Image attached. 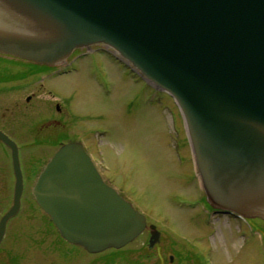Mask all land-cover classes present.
<instances>
[{
  "label": "water",
  "instance_id": "water-1",
  "mask_svg": "<svg viewBox=\"0 0 264 264\" xmlns=\"http://www.w3.org/2000/svg\"><path fill=\"white\" fill-rule=\"evenodd\" d=\"M0 54L54 65L103 43L183 114L207 201L264 218V0H0ZM61 62V61H60ZM13 206L23 174L17 145ZM68 242L98 253L146 228L144 214L109 186L80 142L63 144L32 189ZM149 246L160 232L150 225Z\"/></svg>",
  "mask_w": 264,
  "mask_h": 264
},
{
  "label": "rangeland",
  "instance_id": "rangeland-1",
  "mask_svg": "<svg viewBox=\"0 0 264 264\" xmlns=\"http://www.w3.org/2000/svg\"><path fill=\"white\" fill-rule=\"evenodd\" d=\"M109 50L105 44L82 49L87 59L78 70L60 66L53 74V65H37L32 72L17 63L15 69L12 57L0 54V109L7 119L0 124L20 144L24 178L21 234L6 239L5 262L19 255L20 264H160V256L172 254L174 264H264V219L212 212L176 101ZM89 59L97 62L92 72ZM57 107L65 113L64 126L48 128L46 120ZM66 130L85 139L104 179L147 217L144 233L119 250L94 254L65 241L32 196L34 174L60 140L66 142ZM0 179L7 187L8 175L0 173ZM9 179L7 197L14 189L13 176ZM151 224L160 237L149 257L144 247Z\"/></svg>",
  "mask_w": 264,
  "mask_h": 264
},
{
  "label": "flooded vegetation",
  "instance_id": "flooded-vegetation-1",
  "mask_svg": "<svg viewBox=\"0 0 264 264\" xmlns=\"http://www.w3.org/2000/svg\"><path fill=\"white\" fill-rule=\"evenodd\" d=\"M75 52H73L71 54L70 58L68 60H66L65 63H63V64H61L59 66H54L56 68H54L53 66H46V65H39V66L40 67H44L45 69H48V68L50 69L51 67H53L54 68L53 71L49 70L51 72V74L57 73V70H58V68L60 69V66H62V68H64V70H61V71H65V72L70 71V70H73V71L75 70L76 71V70H78L80 68V66H81V64L83 62L82 60L83 59H87V58L86 57H82V55H80V53H79L80 50L76 52V55H74ZM11 59H12L13 63H11L12 65H10V66L14 67L15 69L17 67V63H23L29 68L32 67V69H33L32 72L35 71L34 70L35 68H39L36 64L28 62V61H25V60H22V59H18V58H14V57H12ZM96 64H97L96 61H93V60L89 59L88 67L90 69V72L93 71V68L95 67ZM73 71H71V72H73ZM68 73H70V72H68ZM31 74L34 75V73H31ZM2 113H3V110L0 109V120L2 118L4 119V117H1ZM54 114H55V116H52V113H51L50 118H47L48 119V120H46L47 122L45 121L46 124L48 125V128H52V127L56 128V127L64 126V124H63V122L65 121V113H64V111L60 110V108L57 107V113H54ZM14 117H17V115H15ZM4 120H7L6 117H5ZM15 121H17V119H15ZM95 131L96 130H94V135H96V133L98 134V132L97 131L95 132ZM0 132H2L3 134L7 135L14 143H16L17 147H18V150L20 152V144L17 141V139L15 137H13V135L11 133H9L10 130L8 128H4L3 125L0 124ZM67 132L68 131L66 130L65 134H62V135H64L62 138H65L66 142H72V141L83 142L87 152L93 158V154H92L91 150L88 149L89 147H87V145L85 144V141H84L85 139H83L82 137H78V135H75V134H72V133L71 134H66ZM49 137H43V138L48 139ZM57 137L59 138L60 136H57ZM50 138L52 139V137H50ZM94 138H95V136H94ZM60 142L63 144V142L61 140H60ZM7 149L9 150V153H6ZM11 150L12 149L6 144V142L3 139L0 138V173L1 174H5L6 173L8 175V183H9L7 185V187H6V183L2 179H0V223H1V220H2L3 216L11 209V207L13 205L14 189L12 190V193L10 191V193H9L10 195L8 197L5 195V192H4L5 189L10 190V179H9L10 175H12L13 178H14V187H15V174H14V168H13V162H12V151ZM48 159H49V157H48ZM9 164H11V167H9ZM9 169H11V170H9ZM41 169L42 168H40L38 170V173L34 174V178L31 180L33 182V184H34L39 172L41 171ZM119 193L122 195L121 192H119ZM5 197L8 198V200ZM20 209H21V206H20ZM20 209L12 217H10L7 220V222H6L4 233H3V236H2V238L0 240V264H7V262H5V261H7L6 258L8 256V253H10L9 249H8L9 248V243L6 242V239L9 238L11 235L13 237H17L18 235L21 234ZM211 209L214 212V209L212 207H211ZM217 211L218 210H216V212ZM218 212H223V211H218ZM217 215H223V214L222 213H218ZM228 216H232V218H234V219L243 218V217H240V216H233V215H228ZM254 218L261 220L263 217L259 216V217H254ZM246 219L253 220L252 217L245 218V220ZM147 224H148V222H147ZM256 230H258L257 227H256ZM261 235H262L261 243H262V245H264V234L262 233ZM15 245L16 244L14 243V246ZM14 246H12V247H14ZM18 256H15L14 259L8 258V264H17V263L20 264V256L19 257ZM173 257L174 256L172 254L169 257H164V258L160 256L159 257L160 258V264H174Z\"/></svg>",
  "mask_w": 264,
  "mask_h": 264
},
{
  "label": "bare ground",
  "instance_id": "bare-ground-1",
  "mask_svg": "<svg viewBox=\"0 0 264 264\" xmlns=\"http://www.w3.org/2000/svg\"><path fill=\"white\" fill-rule=\"evenodd\" d=\"M0 21H3V20L0 19ZM100 44H103V43H98V44L93 43V44H90L88 46H85V47H82V48H77V49H88L89 50V48H91V46H95V45L98 46ZM77 49H75V50H77ZM72 53L73 52H71L70 54L66 55V57L64 59H61L60 60L61 62L60 61H57L53 66H58V65H61V64L65 63L66 60H68L70 58V56H71ZM49 66H52V65H49Z\"/></svg>",
  "mask_w": 264,
  "mask_h": 264
},
{
  "label": "trees",
  "instance_id": "trees-1",
  "mask_svg": "<svg viewBox=\"0 0 264 264\" xmlns=\"http://www.w3.org/2000/svg\"><path fill=\"white\" fill-rule=\"evenodd\" d=\"M144 253H145L146 255H148L149 257H151V255H150V254H151V251L149 250V248H146V247H145V248H144ZM148 256H147V257H148ZM134 262H136V261H134Z\"/></svg>",
  "mask_w": 264,
  "mask_h": 264
}]
</instances>
